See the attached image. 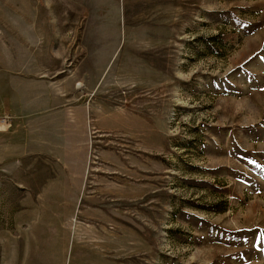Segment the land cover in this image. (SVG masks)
Here are the masks:
<instances>
[{
  "label": "rangeland",
  "instance_id": "obj_1",
  "mask_svg": "<svg viewBox=\"0 0 264 264\" xmlns=\"http://www.w3.org/2000/svg\"><path fill=\"white\" fill-rule=\"evenodd\" d=\"M0 264H264V0H0Z\"/></svg>",
  "mask_w": 264,
  "mask_h": 264
},
{
  "label": "crops",
  "instance_id": "obj_2",
  "mask_svg": "<svg viewBox=\"0 0 264 264\" xmlns=\"http://www.w3.org/2000/svg\"><path fill=\"white\" fill-rule=\"evenodd\" d=\"M81 177H82V174H81L80 176H77V175H76V176L74 177V185H73V186L75 187L74 192H76V191H77V188L79 187V184L77 183V180L80 179ZM75 180H76V182H75Z\"/></svg>",
  "mask_w": 264,
  "mask_h": 264
}]
</instances>
